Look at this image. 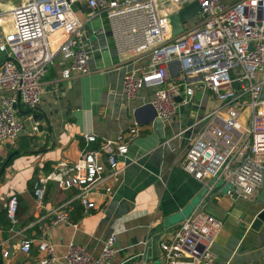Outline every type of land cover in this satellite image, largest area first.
<instances>
[{
	"label": "built area",
	"instance_id": "built-area-1",
	"mask_svg": "<svg viewBox=\"0 0 264 264\" xmlns=\"http://www.w3.org/2000/svg\"><path fill=\"white\" fill-rule=\"evenodd\" d=\"M193 2L199 6L196 20L171 36L169 17ZM77 7L87 10L83 22ZM263 11L264 0L233 4L223 0H22L10 12L12 29L7 33L0 27V53L5 57L0 65V146L14 144L23 131L19 109L37 107L42 78L56 57L64 62L63 79L89 73L91 50L84 27L98 20L99 27L91 28L90 35H109L123 61L148 58L145 68L125 73L127 101H133L143 88H153L150 104L166 123L177 113V98L191 103L194 83L190 79L198 78L197 83L220 103L176 134L185 141L181 168L205 189V195L178 228L159 242V264H212L211 246L222 222L204 212L205 200L219 194L248 200L263 184L264 99L256 78L264 67ZM245 107L250 109L248 127L239 122ZM139 131L136 127L115 141L99 142L96 149L84 148L76 161H60L35 179L32 195L38 204L49 183L71 192L68 200L30 225L40 230L38 264H57L46 234L60 223L76 227L69 217L73 203L86 213L96 209V196H111L121 173L119 159L128 151L126 140ZM94 141L93 135L85 137L86 144ZM17 208V197H10L6 217L11 229L17 224ZM30 245L22 241L20 251L27 255ZM116 252L117 232H113L98 256L70 243L63 264H115ZM120 264L152 263L138 254Z\"/></svg>",
	"mask_w": 264,
	"mask_h": 264
},
{
	"label": "crops",
	"instance_id": "crops-1",
	"mask_svg": "<svg viewBox=\"0 0 264 264\" xmlns=\"http://www.w3.org/2000/svg\"><path fill=\"white\" fill-rule=\"evenodd\" d=\"M6 1L0 0V27L8 33L12 29L10 12L17 5ZM236 1L223 0L226 4ZM75 10L83 22L87 10ZM84 29L91 50L89 73L63 79L64 62L56 57L42 78L37 107L18 113L24 125L18 141L0 146V165L11 153L18 152L0 178V212L6 209L10 197L18 199L16 226L6 231L0 229V264H38L40 230L30 225L46 210L68 200L71 192L49 183L43 202L38 204L31 185L56 163L76 161L86 148H81V141L87 135H93L96 142L115 141L130 129H140L138 136L126 140L128 151L125 158L119 159L121 173L112 185L111 196H96V209L83 212L73 222L76 227L60 223L48 230L46 240L54 246L57 264H63L67 246L72 242L98 256L113 232H117L113 263L143 254L145 261L159 264L161 238L172 234L205 195V189L181 168L185 141L176 134L219 108L220 103L197 83L198 78L190 79L194 83L191 103L177 98V113L164 123V139H158L151 126L138 125L152 115L150 109L139 113L137 110L151 102L153 88H143L133 101H127L123 94L125 73L145 68L148 58L125 62L109 35L91 36L89 24ZM4 58L0 53V65ZM173 68L176 71L178 64L174 63ZM256 78L261 82L260 97L264 99V67ZM34 115L43 119L35 122ZM249 116L248 107L240 110L239 122L243 127H248ZM40 126L42 130H38ZM21 141L29 143V151L17 150ZM205 201L204 212L222 222L211 246L212 264H264V222L258 230L251 228L264 209V172L262 187L248 200L219 194ZM24 240L31 242L27 255L20 251Z\"/></svg>",
	"mask_w": 264,
	"mask_h": 264
},
{
	"label": "water",
	"instance_id": "water-1",
	"mask_svg": "<svg viewBox=\"0 0 264 264\" xmlns=\"http://www.w3.org/2000/svg\"><path fill=\"white\" fill-rule=\"evenodd\" d=\"M198 12H199V6L197 2H193L185 6L184 8H182L177 13H174L173 15H171L169 17V22L171 26V36H176L180 34L183 31L185 25H187L188 21L191 20L194 16H196ZM143 109H150L152 115L148 121H143V122L140 121L138 122V125L140 127L145 126V125L151 126L156 137L158 139H164L165 124L157 116V113L154 110L153 106L150 103H147L143 105L142 107L138 108L137 113H139ZM19 113H21V109H19ZM32 118L35 122H39L43 119L42 116H36V115H34ZM38 130H42V127L41 126L38 127ZM15 154H18V152L11 153L6 159V161L4 162L2 169L0 170V178H1L2 171L4 170V168L7 166V164L9 163V161ZM263 222H264V209L256 216V218L254 219L251 225V228L253 230H258Z\"/></svg>",
	"mask_w": 264,
	"mask_h": 264
},
{
	"label": "trees",
	"instance_id": "trees-1",
	"mask_svg": "<svg viewBox=\"0 0 264 264\" xmlns=\"http://www.w3.org/2000/svg\"><path fill=\"white\" fill-rule=\"evenodd\" d=\"M18 141L17 140L14 142V144ZM83 146H85L88 149H96L99 147V142H91L86 144L84 140L81 141V148H83ZM30 149V145L29 143H27L26 141H21V143L19 144V146L17 147V150L19 151H29ZM3 162L0 165V168L2 167ZM33 185V184H32ZM32 185H31V189H32ZM83 209L80 205H78L77 203H73L72 205V209L69 210V217L70 220L72 222H76L79 218H81V216L83 215ZM18 215V208H17V213H16V217ZM11 227L10 225V221L9 219L6 217V209L0 212V229L3 231L8 230Z\"/></svg>",
	"mask_w": 264,
	"mask_h": 264
},
{
	"label": "rangeland",
	"instance_id": "rangeland-1",
	"mask_svg": "<svg viewBox=\"0 0 264 264\" xmlns=\"http://www.w3.org/2000/svg\"><path fill=\"white\" fill-rule=\"evenodd\" d=\"M193 1H195V0H193ZM1 2L2 3H6L7 1L6 0H1ZM8 2L9 3H12V4L18 5L21 2V0H9ZM195 20H196V16H194L191 20H189L188 23H187V25L192 24ZM89 27H91V28H98L99 27L98 20L92 21V23L89 24Z\"/></svg>",
	"mask_w": 264,
	"mask_h": 264
}]
</instances>
